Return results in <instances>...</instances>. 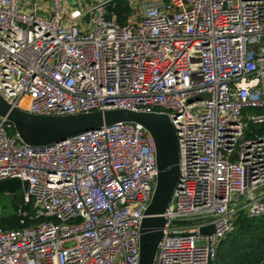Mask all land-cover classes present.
I'll return each mask as SVG.
<instances>
[{"label":"built area","instance_id":"obj_1","mask_svg":"<svg viewBox=\"0 0 264 264\" xmlns=\"http://www.w3.org/2000/svg\"><path fill=\"white\" fill-rule=\"evenodd\" d=\"M112 1L48 0L45 17L0 0V97L30 115L165 114L179 176L152 264H214L238 216L264 217V134H249L264 125V0H124L122 24ZM155 176L139 124L29 146L0 117V180L25 181L30 207L0 227V264H138Z\"/></svg>","mask_w":264,"mask_h":264},{"label":"water","instance_id":"obj_2","mask_svg":"<svg viewBox=\"0 0 264 264\" xmlns=\"http://www.w3.org/2000/svg\"><path fill=\"white\" fill-rule=\"evenodd\" d=\"M202 97H206V94H198L195 98ZM0 117L13 126L18 140L29 146L51 144L77 133L95 130L103 125L108 126L116 122L139 124L153 141L156 176L149 203L140 220L138 264H152L164 224V219L160 214L166 208L179 176L175 131L165 114L110 109L103 112L92 111L62 116L30 115L11 108L0 97ZM25 184V181L17 178L0 180V193L12 195L17 189L25 187ZM212 230L211 225L199 228L202 234H208Z\"/></svg>","mask_w":264,"mask_h":264},{"label":"trees","instance_id":"obj_3","mask_svg":"<svg viewBox=\"0 0 264 264\" xmlns=\"http://www.w3.org/2000/svg\"><path fill=\"white\" fill-rule=\"evenodd\" d=\"M107 9L120 24L130 13L124 0L112 1ZM250 129V135L264 134V125H254ZM19 210L30 213V207L22 205L21 190H16L12 195L0 194V227L16 229L22 226ZM214 264H264V217L238 216L234 229L218 243Z\"/></svg>","mask_w":264,"mask_h":264},{"label":"crops","instance_id":"obj_4","mask_svg":"<svg viewBox=\"0 0 264 264\" xmlns=\"http://www.w3.org/2000/svg\"><path fill=\"white\" fill-rule=\"evenodd\" d=\"M70 0H62V2L68 6ZM75 2H78L79 4H83L81 0H73ZM42 10L40 12V15L47 17L48 16V0H38ZM21 8L24 10H29L30 7L27 5L25 0H20Z\"/></svg>","mask_w":264,"mask_h":264},{"label":"rangeland","instance_id":"obj_5","mask_svg":"<svg viewBox=\"0 0 264 264\" xmlns=\"http://www.w3.org/2000/svg\"><path fill=\"white\" fill-rule=\"evenodd\" d=\"M146 0H132V7H133V10L138 12L140 10V4L145 2ZM87 2V1H85ZM17 190H21V189H17ZM0 194H3V195H8V194H4V193H0Z\"/></svg>","mask_w":264,"mask_h":264}]
</instances>
